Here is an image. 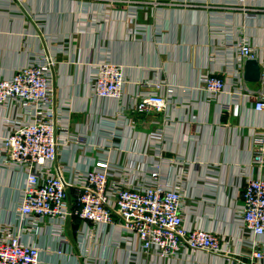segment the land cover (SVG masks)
Masks as SVG:
<instances>
[{"label": "crops", "instance_id": "obj_1", "mask_svg": "<svg viewBox=\"0 0 264 264\" xmlns=\"http://www.w3.org/2000/svg\"><path fill=\"white\" fill-rule=\"evenodd\" d=\"M234 2L0 0V75L9 77L32 55L54 59V106L68 116L71 133L85 136V141L60 147L54 170L63 164L84 170L100 155L117 167L130 164L142 170L157 164L170 183L183 171L186 224L225 234L236 249L239 226L233 214L240 203L239 183L244 173L251 174L250 136L264 130V111L254 110V99L230 86L243 71L234 45L247 39L264 70V13L248 16L230 9ZM102 60L121 67L122 100L91 93L90 77ZM211 71L225 77L227 86L208 103L198 84L200 75ZM153 84L170 99L165 111L128 113L133 127L115 119L120 104L129 105L138 91L152 90ZM241 86L264 91L262 82L242 79ZM1 123L0 117V135ZM157 126L164 133L155 150L146 138ZM112 132L114 145L101 147ZM24 176L0 165V224L18 223ZM46 228L22 235L39 247L41 264L235 263L201 253L161 262L153 257L130 261L128 247L115 244L118 235L111 225L92 226L72 216L63 243Z\"/></svg>", "mask_w": 264, "mask_h": 264}, {"label": "built area", "instance_id": "obj_2", "mask_svg": "<svg viewBox=\"0 0 264 264\" xmlns=\"http://www.w3.org/2000/svg\"><path fill=\"white\" fill-rule=\"evenodd\" d=\"M106 1L110 5L140 2ZM230 9L255 16L264 13V0H235ZM60 47L62 50L63 45ZM234 48L240 67L246 59L256 58L247 39L237 41ZM54 65L49 56L32 55L9 77L0 75V165L25 175L16 206L18 223L0 224V264H41L39 247L24 241L23 233H37L46 226L59 243L66 242L64 230L72 216L92 226H113L118 235L115 244L128 247L130 261L153 257L161 262L201 253L221 257L226 263L264 264V130L256 129L250 136L252 170L239 183L240 203L233 214L239 226L235 249L234 241L225 234L186 224L180 182L183 171L170 183L163 180L157 164L142 170L130 164L117 167L100 155L84 170L66 164L54 170L60 147L85 138L71 133L68 116L63 117L54 106ZM262 76L264 83V70ZM241 81L242 76L230 86L254 99L253 109L263 112L264 91L240 88ZM124 82L121 67L102 60L90 77V91L100 98L122 100ZM226 86L225 77L212 71L199 77L198 89L208 103L226 91ZM151 87L154 89L138 91L129 105L120 104L115 119L133 127L128 113L165 111L169 97L160 93L159 84ZM163 133L160 126L150 130L149 147H160ZM115 137L114 132L108 134L100 146H113Z\"/></svg>", "mask_w": 264, "mask_h": 264}, {"label": "water", "instance_id": "obj_3", "mask_svg": "<svg viewBox=\"0 0 264 264\" xmlns=\"http://www.w3.org/2000/svg\"><path fill=\"white\" fill-rule=\"evenodd\" d=\"M242 79L246 83H260L263 81L262 69L256 58L244 61Z\"/></svg>", "mask_w": 264, "mask_h": 264}]
</instances>
